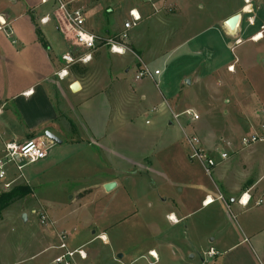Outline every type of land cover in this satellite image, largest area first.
<instances>
[{
	"label": "rangeland",
	"instance_id": "374dc122",
	"mask_svg": "<svg viewBox=\"0 0 264 264\" xmlns=\"http://www.w3.org/2000/svg\"><path fill=\"white\" fill-rule=\"evenodd\" d=\"M83 5L87 30L103 40L113 38L122 31L131 9L141 11L143 21L130 34L129 47L136 58L139 50L147 51L150 59L162 55L151 62L149 68L152 74L155 68L163 72L158 87L149 77L144 80L149 82V89L155 88L173 106L176 105V112L192 109L198 111L202 124L209 123L212 130H194L201 137L207 153L221 150V138L235 142L242 139L243 130L239 127L227 129L223 112L229 111L232 105H238L243 110V103L256 112L264 107V65H257L258 57L250 52L248 54L249 44L232 52H223L217 45L215 56L211 55V50H203L201 55L193 56L184 48L169 61H166L164 53L181 41L178 34L181 28L186 31L181 36L187 37L217 21L234 16L242 19V12L244 24H250V19H254L255 23L258 17V24L264 27V0H250L249 4L244 0H84ZM52 6V3L45 5L38 13H51ZM260 31L263 32L262 29ZM216 34L213 30L196 39L192 46L202 44L208 37H216ZM50 37L58 40L65 48L63 51H67L59 33L55 31ZM107 53L115 56L110 47L100 45L93 59ZM123 60L130 58L123 57ZM201 60L213 61L216 68V73L210 79L215 82L212 94L193 82L195 74L206 75L208 72L205 66L200 68L198 61ZM235 60L239 64L237 72L230 74L227 64ZM92 62L87 66L80 65V68H87L79 76L85 82L96 79ZM166 67H169V71ZM69 75H73L71 71ZM176 78L182 82L181 86L177 85ZM124 79L127 90L133 92L134 69ZM165 80L176 86L169 94L163 84ZM137 93L140 94L139 91ZM221 97L232 105L220 103ZM144 109L150 110L143 116H137L136 134L132 136L134 140L131 143L136 148L133 155L138 157L137 153L147 150L148 155L153 156L152 160L159 162V158H166L175 150H170L171 146L175 147V142L183 152L180 156H187L189 149L183 141L182 130L177 127L166 130V123L162 126L157 124L151 106L147 104ZM134 115L135 112L132 113ZM146 120L152 124L146 125ZM181 120L186 133H189L191 128L188 123L191 119L184 116ZM227 122L231 124L229 119ZM70 127L77 128L73 122ZM72 132H76L78 137L75 139H79V130ZM152 132L156 135H151ZM43 139L48 142L46 136ZM77 145L54 146L47 160L25 166L8 188L5 183L9 177L4 182L0 180V194L17 189L25 194L23 199L0 211V264L51 263L57 255V250L51 247L56 244L57 233L62 230L71 232L72 245H84L90 256L86 264H261L253 247L254 240H251L252 244L240 241L245 239L241 229L243 220L259 214L262 209L243 215L229 201L228 205L219 201L208 208L195 210L186 221L173 225L166 219L168 212L164 209L166 203H163L165 191L148 163L120 167L124 171L118 174L105 161L111 163V154L101 157L97 149L81 151ZM9 170L15 173L12 165L7 167V174ZM114 176L118 177L119 186L107 192L104 182ZM27 178L30 179L29 183L24 180ZM210 179L216 182L214 174ZM43 213L49 218L46 225L41 223ZM102 232L106 233L109 244L99 238ZM220 237L224 238L223 242H220ZM209 248L218 251L217 258L204 256L203 253L208 252ZM150 250H155L157 262Z\"/></svg>",
	"mask_w": 264,
	"mask_h": 264
},
{
	"label": "crops",
	"instance_id": "0c3cea01",
	"mask_svg": "<svg viewBox=\"0 0 264 264\" xmlns=\"http://www.w3.org/2000/svg\"><path fill=\"white\" fill-rule=\"evenodd\" d=\"M43 6L45 5L41 4V0H0V16L11 22L14 39L17 42L14 44L12 39L0 33V158L5 143L22 144L31 138H36L49 148L48 157L37 163L47 160L54 146L61 148L67 144L77 145V143L78 150L81 151L93 148L101 153V157L111 154L113 157L111 163L105 161L115 168L118 174L124 171L120 167L143 166L144 163H148L150 169H153L152 171L160 180L159 183L166 194V199L163 201L166 203L164 209L168 212L166 219L172 216L178 222L172 223L168 220L173 225L186 221L196 212L195 210L208 208L219 201H223L227 205L229 201L243 215L262 209L259 214H255V216L251 214V218L243 220L241 229L245 239H242L240 243L247 241L252 244L251 240L253 239V247L260 263L264 264V145L241 149L239 142L230 139L233 142V148L229 150V152L232 151L230 159L213 171L212 175L214 174L216 180L214 182L210 179L212 176L205 172L202 165L190 158L191 149L186 140L187 135H197L194 130H212L209 123L202 124L200 119L198 121L191 119L188 123L191 130L186 133L185 124L181 120V117L184 116H180L178 119L174 118L175 115L182 112H176L177 106H173L171 101H167L160 91H156L155 88L149 89L150 84L145 82V78L141 81L134 79L133 92L126 88L124 76L129 74L132 69L136 75L143 65L151 72L149 65L162 55L150 59L148 58L149 53L145 50H139L137 58L134 53H127L123 56L107 53L108 55L104 56L103 54L100 58L96 56L92 60L96 74V79L93 81L85 82L76 75L60 79L57 73L65 66L62 56L70 52L71 48L58 31L54 18L47 24L40 22L42 18L51 14L41 15L38 13V10ZM241 14L242 19L235 29H231L227 25V21L231 17L214 22L202 31H196L187 37L181 36L186 33L185 29L181 28L178 32L181 41L173 45L169 49L170 51L164 53L166 61H169L173 55L178 54L184 48L193 56L201 55L200 52L203 50H211L209 52L215 56L218 52L217 45L223 52H232L243 49L249 44L248 54L250 52L258 57L257 65L258 63L264 65V36L258 42L251 40V37L261 32L263 25L258 24V17L255 18L253 25L247 22L244 24L243 12ZM213 30L217 33L216 37L210 36L212 38L208 37L202 44L192 46L196 39L213 32ZM55 31L64 41L67 47L66 52L63 51L65 48H62L58 40L50 37ZM261 33L264 35V31ZM117 56L122 59H118ZM123 57H129L130 60L125 61ZM237 62L238 60H235L233 63L227 64V69L231 66L234 68V71L228 70L230 74L237 72L239 65ZM198 64L200 68L205 66L208 72L206 75L195 74L193 82L202 85L205 92L208 91L212 94L215 91V82L213 83L210 79L216 73V68L213 67L214 62L201 60L198 61ZM166 68L169 71V67ZM200 68L198 70H201ZM156 71H160V74L153 73L149 79L158 87L163 72L158 68H155L154 72ZM176 80L177 85L181 86L180 79L176 78ZM165 81L163 84L169 94L176 86ZM75 84L79 85L78 91L72 89ZM220 103L232 105L224 97H221ZM147 104L151 106V111L155 112L159 126L166 123L165 129L168 131L174 127L182 130L183 141L189 149L187 156L185 154L180 156L183 152L180 145L175 142L173 144L175 147H172L171 144L168 146H171L170 150L173 148L175 150L166 158H159V162L152 160L153 156L148 155L147 150L137 153L138 157L133 155L136 148L131 143L134 140L132 136L136 134L137 116L139 114L143 116L149 112L150 109L148 111L144 109ZM133 112H135L134 116H132ZM195 112L198 114V111ZM223 113L226 115H223V118L226 119L227 129L239 127L240 130H243V136L252 134L262 121L261 110L256 112L254 108L249 109L244 103L243 110L238 105H232L229 111L226 110ZM73 117L75 118L73 119ZM227 119L230 120V125H228ZM72 122L76 124L77 128L70 127ZM145 123L146 125L152 124L149 120H146ZM72 130H79V139H75L78 135ZM150 134L156 135L155 132ZM43 136H46L48 142L43 139ZM220 148L228 150L224 143ZM197 166L201 167L200 172ZM12 167L15 173L11 170L8 171V183H14L18 174L16 168L13 165ZM24 180L27 183L30 182L29 178ZM207 181L209 182L207 183ZM112 182H115L117 187L119 186L120 181L116 176L110 180L107 179L104 184ZM242 197H244V201L250 199L248 205L243 206L239 203ZM209 200H212L211 204L204 205V202ZM261 200L262 204H258ZM101 234L106 237L107 243L105 244H109L106 233L102 232ZM223 241L224 238L220 237V242ZM70 246L77 248L84 245L70 243ZM215 251L217 255L209 257L210 259L217 258L218 251ZM151 252H155V250H150L149 253L151 254ZM206 253H203L204 256H207ZM154 259L155 262L158 261V257ZM205 260L206 258H204V262H206Z\"/></svg>",
	"mask_w": 264,
	"mask_h": 264
},
{
	"label": "built area",
	"instance_id": "2783aa9c",
	"mask_svg": "<svg viewBox=\"0 0 264 264\" xmlns=\"http://www.w3.org/2000/svg\"><path fill=\"white\" fill-rule=\"evenodd\" d=\"M84 0H41L42 5L53 4L51 14L42 18L40 22L47 24L52 18L56 21L58 31L63 35L65 41L71 48V51L62 56V60L65 63L64 68L57 73L60 79H65L70 74V69L74 65H88L93 60V54L100 45H106L110 47L112 54L123 56L127 53H132L129 47V39L131 32L137 28L143 21L142 13L139 9L133 8L129 12V20H127L122 28V31L115 37L103 40L92 32L87 30L86 12L83 5ZM247 4L248 0H244ZM135 13V14H134ZM250 24H254V19L249 20ZM261 29L264 31V27ZM0 33L5 34L8 38L13 40L14 33L11 22L3 16H0ZM261 33V32H260ZM254 38V37H253ZM234 69L229 67V71ZM155 75H159L160 71L154 72ZM153 74L148 70L146 66H142L135 75L137 81H141L146 77H150ZM262 121L257 129L252 134L245 135L240 139L239 145L241 149L251 148L256 145H264V108L261 110ZM180 116H186L193 121H198L200 116L192 109H187L181 114L175 115V119ZM187 143L191 149L190 158L193 161L199 162L204 168L205 172L212 176L213 171L222 163L230 159L231 148H233V142L224 138L221 141L227 146V149H221L219 152L209 154L204 149L202 141L197 135H187ZM217 154V156H215ZM49 155L48 146L36 138H31L25 143L18 144L16 142H7L4 145L2 151V157L0 158V180L4 182L7 177V167L13 165L16 171L21 174L25 166L37 163L44 160ZM12 183H5V187L8 188ZM244 197L241 198L239 203L243 206L248 205L249 198L244 201ZM209 202L205 201L204 205H208ZM258 204H262V200ZM169 221L175 222L172 217L168 218ZM49 222V218L44 213L41 216L42 225H46ZM102 241H105L103 236L99 237ZM71 232L68 230H62L57 234V244L52 248L57 250L56 257L49 264H86L89 261V254L86 249L81 246L73 248L70 246ZM206 255L208 257H214L217 255L214 249H210ZM153 258H157L152 256Z\"/></svg>",
	"mask_w": 264,
	"mask_h": 264
},
{
	"label": "trees",
	"instance_id": "16d2710c",
	"mask_svg": "<svg viewBox=\"0 0 264 264\" xmlns=\"http://www.w3.org/2000/svg\"><path fill=\"white\" fill-rule=\"evenodd\" d=\"M70 71L73 75H77L79 77L82 74H84L85 71H87V68L86 67L80 68V65H74L71 67ZM24 195L25 194L20 192L18 189L11 191V192L1 193L0 194V211L3 212L16 201L23 199Z\"/></svg>",
	"mask_w": 264,
	"mask_h": 264
},
{
	"label": "bare ground",
	"instance_id": "6f19581e",
	"mask_svg": "<svg viewBox=\"0 0 264 264\" xmlns=\"http://www.w3.org/2000/svg\"><path fill=\"white\" fill-rule=\"evenodd\" d=\"M250 2V0H248V3ZM239 22H240V17H237L234 21H232V23H227V25H228V27H230L231 29H235V28H237L238 27V25H239ZM263 36L264 35H262V33H260V34H258L257 35V37L255 38L254 37V39H253V41H256V42H258L259 40H261L262 38H263ZM234 69H231V71H233ZM77 89H79V88H77ZM211 199V198H210ZM209 202V204H211V202H212V200H209L208 201ZM172 219L174 220V221H176V219L174 218V217H172ZM105 238V240H106V237H104ZM151 256H157L156 255V252H151Z\"/></svg>",
	"mask_w": 264,
	"mask_h": 264
},
{
	"label": "water",
	"instance_id": "95a60500",
	"mask_svg": "<svg viewBox=\"0 0 264 264\" xmlns=\"http://www.w3.org/2000/svg\"><path fill=\"white\" fill-rule=\"evenodd\" d=\"M237 17H239V16H234V17H232L231 19H229V20L227 21V23H232V21H234ZM77 88H79V85H78V84H75V85L72 87V89H73L74 91H78L79 89H77ZM52 139L55 140V138H52ZM115 187H116V184H115V183H109V184H107V185L105 186V189H106L107 192H110V191H112ZM24 218L26 219V216H24Z\"/></svg>",
	"mask_w": 264,
	"mask_h": 264
},
{
	"label": "snow or ice",
	"instance_id": "6c2138e0",
	"mask_svg": "<svg viewBox=\"0 0 264 264\" xmlns=\"http://www.w3.org/2000/svg\"><path fill=\"white\" fill-rule=\"evenodd\" d=\"M135 14V13H134Z\"/></svg>",
	"mask_w": 264,
	"mask_h": 264
}]
</instances>
